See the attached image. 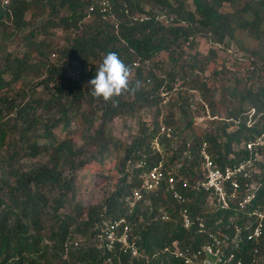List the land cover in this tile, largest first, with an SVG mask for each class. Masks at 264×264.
<instances>
[{
  "label": "trees",
  "instance_id": "16d2710c",
  "mask_svg": "<svg viewBox=\"0 0 264 264\" xmlns=\"http://www.w3.org/2000/svg\"><path fill=\"white\" fill-rule=\"evenodd\" d=\"M107 2L109 8L101 11L96 0H0V264H109L97 234L119 216L131 225L141 252L121 254L120 264H175L164 247L174 242L195 247L205 239L195 223L180 224L181 204L164 189L145 193L132 211L123 201L139 185L138 175L161 159L153 140L164 151L165 166L190 142L195 156L185 169L192 177L203 144L218 166H233L249 155L242 143L264 132V0H191L193 9L185 0ZM54 29L64 33L62 45L49 40ZM199 35L210 43L207 53L195 48ZM249 40L255 47H248ZM15 41L24 46L21 56L8 51ZM231 42L248 59L242 71H228L227 61L218 59L221 47L215 44L229 49ZM108 51L117 52L142 81L140 91L120 97L117 107L90 95L89 81ZM162 52L179 71L156 59ZM73 63L83 67L77 78L68 75ZM145 111L151 113L148 121L141 117ZM136 116L137 131L121 141L112 189L100 203L72 202L74 172L112 153L115 118L126 128L127 119ZM73 120L86 145L69 136ZM159 120L170 136L160 132ZM258 150L255 179L261 185L253 205L264 202V145ZM41 153L46 160L33 165L24 160ZM205 197L192 194L188 208L193 217L202 214L207 228L232 232L254 220L247 214L252 205L212 210ZM160 209L169 220H161ZM72 234L94 239L65 253ZM236 252L248 264H264V236L256 254L244 236Z\"/></svg>",
  "mask_w": 264,
  "mask_h": 264
},
{
  "label": "built area",
  "instance_id": "2783aa9c",
  "mask_svg": "<svg viewBox=\"0 0 264 264\" xmlns=\"http://www.w3.org/2000/svg\"><path fill=\"white\" fill-rule=\"evenodd\" d=\"M1 1L7 4L9 0ZM96 1L101 11H107L109 8L107 0ZM93 9L92 4L89 10ZM215 45L223 48L220 44ZM229 49L225 48L226 51ZM238 58L243 60L241 57ZM254 113V108L247 112L249 127L254 123ZM148 119L149 116L143 118L145 121ZM158 123L160 132L170 136V128L166 127L161 120ZM119 125H122L121 117L114 119L112 123L114 131ZM242 144L249 152L248 157L233 166L224 167L215 163L203 144L198 150L199 168L191 177L185 169V165L193 161L195 156L190 142H186L171 163L165 166L164 151L158 140L156 138L153 140L152 147L158 151L161 159L138 175L139 185L131 189V192L123 197V201L129 211H132L138 202L145 199V193L164 189L172 199L181 204L178 211L180 224L189 228L195 223L205 239L195 247H180L177 242L164 247L162 252L177 260L175 264H248L236 252L243 236L246 241L252 243L253 253L258 252V245L264 236V202L253 205V201L256 200L261 185L260 181L255 179V174L259 173L256 162L262 159L258 148L264 145V132ZM199 193L205 194V204L211 206L212 210L231 208L246 210L252 205V211L247 214L254 220L244 221L243 226L235 225L232 232H226L220 228L218 230L207 228L202 214L193 217L188 208L191 195ZM159 212L161 220L170 219V214L163 209ZM97 239L99 247L108 254L106 261L109 264H120L121 254H129L131 257H139L141 254L136 243V236L132 233V227L125 216L106 221L97 234ZM78 245L79 242L76 240L67 241L64 244L65 253Z\"/></svg>",
  "mask_w": 264,
  "mask_h": 264
},
{
  "label": "rangeland",
  "instance_id": "374dc122",
  "mask_svg": "<svg viewBox=\"0 0 264 264\" xmlns=\"http://www.w3.org/2000/svg\"><path fill=\"white\" fill-rule=\"evenodd\" d=\"M186 5L189 9H193V5L191 0H185ZM147 8V7H146ZM227 8V4H226ZM29 12L26 14V17H29ZM162 20L164 23L169 24L170 19H166V17H162ZM64 33H62L59 29H54L51 31V35H49V40L51 38L54 45H62L64 43ZM249 48L255 47V43L249 40ZM210 46V43L208 42L205 35H199L197 38V44L196 49L200 53H207L208 47ZM222 49V50H221ZM218 49V59L219 61L225 59L227 61V66L230 70L228 71H236L240 70L242 71L243 68L248 64V59H246L243 55L244 53L239 50L237 45L234 42H231L230 49L225 50L223 48ZM24 46L21 44H18L15 42H10L8 44V51H11V53L21 56L23 53ZM238 57L243 58L239 59ZM156 59H159L160 61L167 62V54L166 52L160 53ZM218 63V62H216ZM170 66L175 71H179V64L169 63L164 64V67ZM83 67L80 66L77 63H73L68 71V75L77 78L79 71ZM207 77L209 76V72L204 73ZM229 74V73H228ZM18 89L17 85L12 86V90L15 93ZM40 89V88H38ZM147 111L142 114V118L147 115ZM151 115V113H149ZM138 116L134 118H128L127 119V125L126 128H122V125L117 126V129H115V135L112 137L111 145L112 147V153H110L103 162H91L86 164L83 168H79L77 171L74 172L75 181H74V189L72 192L73 199L72 202L80 201L83 203V205H93L96 203H100L105 198L106 194L110 189H112V185L117 177L116 173V164L118 161V157L123 154V150L121 148V141L127 139V137L131 134L137 131L138 129ZM141 119V118H140ZM203 119L198 118L196 119V122L198 125H203ZM83 128V126H81ZM124 129V130H123ZM131 132V133H130ZM56 136L58 138H63L65 136V133L63 131L57 129L56 130ZM69 136L72 137L73 141L76 143V145L81 144H87L83 143L84 139L81 137L80 133V125L77 123L76 120H73L72 125L70 127V133ZM39 143H42L44 140L39 139ZM114 142V143H113ZM87 152L93 151L94 149L89 147ZM47 155L45 153H41L38 155L35 159H27L28 165H33L34 163H37L38 161H44L46 160ZM23 161V160H22ZM70 170L66 169L65 174L69 173ZM94 237L89 236H78L76 234H72L71 240H76L79 242V245H88L89 242H93Z\"/></svg>",
  "mask_w": 264,
  "mask_h": 264
},
{
  "label": "clouds",
  "instance_id": "9594fccd",
  "mask_svg": "<svg viewBox=\"0 0 264 264\" xmlns=\"http://www.w3.org/2000/svg\"><path fill=\"white\" fill-rule=\"evenodd\" d=\"M90 95L96 101L119 105V98L140 91L142 81L133 77V68L126 64L115 51H108L96 69L95 77L89 81Z\"/></svg>",
  "mask_w": 264,
  "mask_h": 264
}]
</instances>
